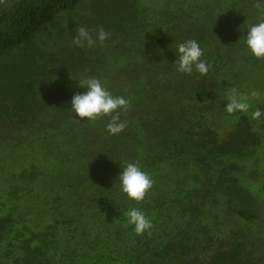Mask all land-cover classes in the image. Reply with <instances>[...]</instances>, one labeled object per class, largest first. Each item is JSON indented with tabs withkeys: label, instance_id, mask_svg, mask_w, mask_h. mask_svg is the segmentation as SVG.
Here are the masks:
<instances>
[{
	"label": "trees",
	"instance_id": "16d2710c",
	"mask_svg": "<svg viewBox=\"0 0 264 264\" xmlns=\"http://www.w3.org/2000/svg\"><path fill=\"white\" fill-rule=\"evenodd\" d=\"M246 4L0 3V264H263L250 250L258 201L237 178L260 135L249 112L225 111L228 90L247 86L236 71L257 60L246 45ZM78 27L110 37L79 47ZM189 39L203 49L206 76L175 66L177 44ZM86 78L131 100L120 110L122 133L107 132L110 117L82 120L71 109ZM47 135L56 143L49 156L30 147ZM137 161L154 180L142 202L119 180ZM132 208L150 231L136 234L125 215ZM229 216L240 220L235 230Z\"/></svg>",
	"mask_w": 264,
	"mask_h": 264
},
{
	"label": "clouds",
	"instance_id": "9594fccd",
	"mask_svg": "<svg viewBox=\"0 0 264 264\" xmlns=\"http://www.w3.org/2000/svg\"><path fill=\"white\" fill-rule=\"evenodd\" d=\"M7 0H0V3H6ZM264 14V0H256L254 4ZM76 35L73 39L74 44L84 47L85 43L88 47L96 45L97 40L103 46L104 42L110 37V33L103 27L97 31L96 39L85 27L75 29ZM246 45L250 49L252 55L257 59H264V15L256 24L250 25L247 36ZM178 59L175 63L180 73L191 75L195 69L200 75L206 76L210 71V65L203 60V49L200 44L189 39L177 44ZM81 88L87 89L83 94H75L71 101V109L80 119L90 121L99 120L103 117H110L107 124V132L112 135L122 133L127 128V122L121 120V109L127 112L131 105V100L124 96H113L107 88L97 78H86L79 82ZM259 93L253 90L251 93L241 92L236 88H230L227 93V105L225 111L229 114L237 112L248 113L251 107L250 99H256ZM264 115L260 109L251 112V119L259 120ZM122 191L127 196L136 201L142 202L148 196V193L154 186L152 176L143 171L139 162L127 163L123 168L119 177ZM125 215L128 223L134 226L137 235H143L153 227L152 221L138 208L130 209Z\"/></svg>",
	"mask_w": 264,
	"mask_h": 264
},
{
	"label": "rangeland",
	"instance_id": "374dc122",
	"mask_svg": "<svg viewBox=\"0 0 264 264\" xmlns=\"http://www.w3.org/2000/svg\"><path fill=\"white\" fill-rule=\"evenodd\" d=\"M256 0H249V4L244 5V14L248 17L243 23L250 25L256 24L260 21L262 15L259 9L254 7ZM231 53V52H227ZM238 53H246L245 50H241ZM253 57L251 51L249 50V58ZM248 70L241 71L237 70L235 76L237 81L241 84H245V88H240L237 85L232 86L231 88H236L241 92L251 93L253 90L259 93V97L256 99H250L251 107L249 109V121L252 123V129L257 134L260 135V145L254 153H249V163L244 167V172L237 174L241 184L246 187L249 192L257 199L258 204L257 210L260 212V220L257 225L254 224V231L249 224V237L250 240L254 239L256 244L254 249H250L255 252L256 260H262L264 264V115L261 116L259 120L251 119V112L256 109H260L264 113V59L249 60ZM228 118L222 117L220 121V126L227 130L230 124L226 123ZM223 121V122H222ZM44 141L41 143H33L30 147H41L44 150L45 155L49 156L52 154V150L49 147H56V143L52 141L51 136L47 135ZM47 149H46V148ZM58 147V146H57ZM11 148V147H10ZM16 148V147H14ZM25 148V147H22ZM14 156L17 154L14 151ZM15 159V157H14ZM47 159V158H45ZM18 161V160H14ZM238 166H242L241 163H238ZM52 175V174H51ZM227 222L230 223V229L235 230L238 227L240 220L237 217H227ZM240 226V225H239Z\"/></svg>",
	"mask_w": 264,
	"mask_h": 264
}]
</instances>
